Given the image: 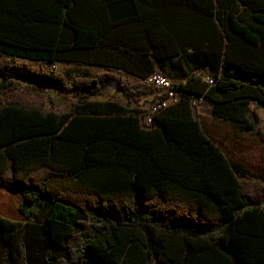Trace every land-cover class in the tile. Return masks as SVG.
<instances>
[{"label":"trees","instance_id":"16d2710c","mask_svg":"<svg viewBox=\"0 0 264 264\" xmlns=\"http://www.w3.org/2000/svg\"><path fill=\"white\" fill-rule=\"evenodd\" d=\"M186 53L200 73L147 123L130 107L142 79ZM70 80L74 107L47 106ZM108 81L127 104L90 98ZM202 95L262 136L248 112L264 105V0H0V207L20 216L0 210V264H264V173L205 132Z\"/></svg>","mask_w":264,"mask_h":264},{"label":"rangeland","instance_id":"374dc122","mask_svg":"<svg viewBox=\"0 0 264 264\" xmlns=\"http://www.w3.org/2000/svg\"><path fill=\"white\" fill-rule=\"evenodd\" d=\"M17 61L26 62L37 70H55L60 73L67 71L72 76L71 78H80L87 75L94 76L106 71L104 68L97 66L77 65L64 62H57L50 65L22 59H17ZM176 70L180 75H183L192 73L194 68L185 65L184 70H181L179 67ZM123 76L124 78L133 81L131 77L124 74ZM27 82L28 81L26 80H20V83L23 85L28 84ZM69 86L71 88L70 91L64 92L55 91L51 88H45L43 96L46 105L49 106L50 104H54L55 108L59 111L72 109L74 104L77 102V99L81 97L85 91L72 85L71 80L69 82ZM154 91L155 88L151 87V92L155 93ZM5 96L8 97L9 95L7 94ZM144 96H142L139 104L132 102L130 107L136 108L137 106L147 105L146 103L151 102L153 94L151 97L144 98ZM90 98L97 100L111 99L122 104H127L125 96L116 90L115 81L106 82L105 85L98 90V95ZM210 106L211 104L205 101L198 107H195V112L198 115L205 132L222 148L232 162L241 161L250 167L254 173H258L260 169H264V131L259 128L262 132V136L251 134L248 131L244 132V129L240 125L214 118L210 111ZM133 110L134 112L140 111L138 109ZM0 198H2V196H0ZM17 202L18 200L16 201L11 199V206H9L6 210L3 209V207H0V210L15 219H18L20 216L13 214L16 212Z\"/></svg>","mask_w":264,"mask_h":264},{"label":"built area","instance_id":"2783aa9c","mask_svg":"<svg viewBox=\"0 0 264 264\" xmlns=\"http://www.w3.org/2000/svg\"><path fill=\"white\" fill-rule=\"evenodd\" d=\"M203 79L210 85L214 83V78L209 74H205L203 76ZM142 81L145 82L147 85L155 88V96L151 103L132 108L142 110V116H147L150 119H156V109H164L167 106L175 104L182 97L183 92L179 90L178 82L172 80L168 76L160 75L159 69L154 70L146 78L142 79ZM205 101L210 103L204 95L191 97V105L194 109Z\"/></svg>","mask_w":264,"mask_h":264},{"label":"crops","instance_id":"0c3cea01","mask_svg":"<svg viewBox=\"0 0 264 264\" xmlns=\"http://www.w3.org/2000/svg\"><path fill=\"white\" fill-rule=\"evenodd\" d=\"M187 56H188L187 53L180 55V56H177L171 62L168 61L165 63H161L160 65L157 66V69H159V71L163 72L165 75H167L168 77H170L172 80H174L176 82L185 81V79L189 75H191L193 73H196V74L200 73L196 64ZM185 65H187L188 67L194 68V71H192V73H189V74L180 75L176 69L179 67L181 70H184ZM88 66H95V65H88ZM97 67H100V66H97ZM152 94H153V98H154L155 93H153V92L145 95L144 98L151 97ZM153 98H152V100H153ZM93 100H97V99H93ZM149 103H151V102H148L146 104H149ZM210 107H211L210 111H212V105ZM248 119L251 122H255L256 120H258L257 127L261 128V130L264 131V105L259 104L255 101H252L251 106H250V111L248 112ZM227 122H229V121H227ZM230 123H234V122H230ZM234 124H236V123H234ZM237 125H239V124H237ZM244 132H247V131L244 130ZM236 162L242 164L243 166H245L246 168H248L252 171V169L250 167H248L247 165H245L243 162H241V161H236ZM262 173H264V169H260L257 174H262Z\"/></svg>","mask_w":264,"mask_h":264},{"label":"bare ground","instance_id":"6f19581e","mask_svg":"<svg viewBox=\"0 0 264 264\" xmlns=\"http://www.w3.org/2000/svg\"><path fill=\"white\" fill-rule=\"evenodd\" d=\"M159 74L162 75V76H167V75H165L164 73H161V72H159ZM159 110H161V109H156V110H155V114L158 113ZM140 114L142 115V110L140 111ZM143 118L145 119V121H146L147 123H150V122H151V119H150L149 117H147V116H143Z\"/></svg>","mask_w":264,"mask_h":264}]
</instances>
